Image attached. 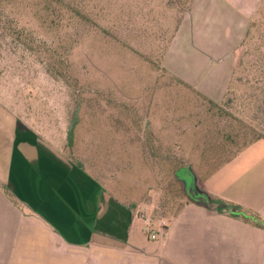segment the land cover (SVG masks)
Segmentation results:
<instances>
[{
  "label": "rangeland",
  "instance_id": "1",
  "mask_svg": "<svg viewBox=\"0 0 264 264\" xmlns=\"http://www.w3.org/2000/svg\"><path fill=\"white\" fill-rule=\"evenodd\" d=\"M55 1L45 9L34 2L25 18L16 14L13 33L0 28V102L9 109L24 102L37 114L40 102H30L62 98L76 120L70 140L82 151L97 144L100 178L116 180L122 195L155 198L159 187L169 208L172 201L208 202L200 181L264 137L258 103L244 104L242 67L234 64L231 73L219 48H198L187 35L173 41L183 0ZM248 44L236 63L257 60ZM125 145L113 159L111 151Z\"/></svg>",
  "mask_w": 264,
  "mask_h": 264
},
{
  "label": "crops",
  "instance_id": "2",
  "mask_svg": "<svg viewBox=\"0 0 264 264\" xmlns=\"http://www.w3.org/2000/svg\"><path fill=\"white\" fill-rule=\"evenodd\" d=\"M263 5L183 0L173 41L184 34L198 48H219L232 73L236 48ZM38 101L37 114L24 102L15 109L0 102V264H264V227L231 206L264 222L263 137L200 181L208 202L172 201L169 208L159 187L155 198L139 201L122 195L125 188L111 177L102 182L101 151L97 144L82 151L70 140L76 120L63 99L43 95L30 105ZM111 152L119 160L126 145Z\"/></svg>",
  "mask_w": 264,
  "mask_h": 264
},
{
  "label": "trees",
  "instance_id": "3",
  "mask_svg": "<svg viewBox=\"0 0 264 264\" xmlns=\"http://www.w3.org/2000/svg\"><path fill=\"white\" fill-rule=\"evenodd\" d=\"M36 1L43 4L44 9L47 7L45 6L46 4L50 2H56L55 0H0V28L3 25V27H5L8 32H15L10 24L17 22V18H14L16 14H18V19H20L21 16L25 18V14L27 12L29 13V11L34 8V2ZM70 1L73 3L77 2V0H68V2ZM88 1L90 2L91 0ZM59 2H63V0H59ZM3 22H6L9 26L2 24ZM253 22L255 23V26L252 29ZM253 22L244 36V39L238 44L236 48L234 64L236 67H242V73H244L243 79L247 82L246 92L243 95L245 106L250 109V107L252 108V105L258 103L256 105V112L260 114L262 118L260 121L261 132L264 131V5L259 9L258 15L255 17ZM247 42H249L248 46L252 48L251 50L249 48L247 50L254 51L255 54L253 55L255 58H257V60H251L247 65L245 64L246 61L243 60L241 64H238L236 63V58L241 59V57H246L248 55L247 52L243 50V46H245ZM259 45L261 47H259ZM236 74L237 73L233 74V80L240 81L241 78L236 76ZM262 137L263 136H260L258 138ZM231 206L235 209H238L239 212L242 211L239 216H242V218L245 220L264 227V222L260 220L258 214L249 213L247 210L238 205Z\"/></svg>",
  "mask_w": 264,
  "mask_h": 264
},
{
  "label": "built area",
  "instance_id": "4",
  "mask_svg": "<svg viewBox=\"0 0 264 264\" xmlns=\"http://www.w3.org/2000/svg\"><path fill=\"white\" fill-rule=\"evenodd\" d=\"M150 237H151V238H155V237H156V233L152 232V233L150 234Z\"/></svg>",
  "mask_w": 264,
  "mask_h": 264
}]
</instances>
